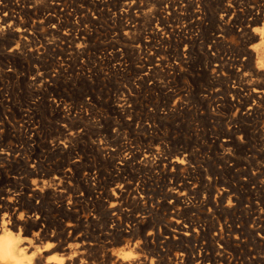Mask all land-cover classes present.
Wrapping results in <instances>:
<instances>
[{
    "label": "rangeland",
    "instance_id": "obj_1",
    "mask_svg": "<svg viewBox=\"0 0 264 264\" xmlns=\"http://www.w3.org/2000/svg\"><path fill=\"white\" fill-rule=\"evenodd\" d=\"M93 1L0 0V220L19 219L11 230L35 244L42 226L65 244L85 232L94 264L217 243L229 245L221 264H257L264 93L253 95L260 58L244 31L261 32L264 0ZM188 222L191 236L177 229Z\"/></svg>",
    "mask_w": 264,
    "mask_h": 264
},
{
    "label": "bare ground",
    "instance_id": "obj_2",
    "mask_svg": "<svg viewBox=\"0 0 264 264\" xmlns=\"http://www.w3.org/2000/svg\"><path fill=\"white\" fill-rule=\"evenodd\" d=\"M95 1V0H94ZM93 1V2H94ZM97 2H99L98 0H96ZM222 1V0H221ZM243 1V0H242ZM159 2V1H158ZM174 2V1H173ZM240 2V1H239ZM98 4V3H97ZM99 4H101V2L99 3ZM212 4V3H211ZM137 5V4H136ZM130 6V5H129ZM73 7V6H72ZM263 8V7H262ZM141 9V8H140ZM220 9V8H219ZM253 9V8H252ZM67 10V9H66ZM174 10V9H173ZM7 11V10H6ZM239 11V10H238ZM250 11H252V10H250ZM62 12V11H61ZM121 12V11H120ZM144 12V11H143ZM65 13V12H64ZM81 13V12H80ZM125 13H127V12H125ZM217 13V12H216ZM250 13V12H249ZM253 13V12H252ZM257 13V12H256ZM256 13H254V14H256ZM108 14V13H107ZM143 14V13H142ZM225 14V13H224ZM227 14V13H226ZM77 15V14H76ZM178 15V14H177ZM216 15V14H215ZM238 15V14H237ZM260 15H261V13H260ZM262 15H263V13H262ZM131 16H132V14H131ZM135 16V15H134ZM144 16V15H143ZM185 16V15H184ZM255 16V18L257 19H264V15L261 17V16H258V15H254ZM78 17V16H77ZM219 17H221V16H219ZM246 17V16H245ZM182 18V17H181ZM214 18H215V16H214ZM254 18V17H253ZM130 19V18H129ZM132 19V18H131ZM134 19V18H133ZM163 19V18H162ZM239 19V18H238ZM242 19V18H241ZM180 20V19H179ZM12 21V20H11ZM10 21V22H11ZM101 21V20H100ZM115 21V20H114ZM156 21V20H155ZM245 21V20H244ZM257 21V20H256ZM64 22V21H63ZM260 22V21H259ZM65 23V22H64ZM258 24H260V23H258ZM262 24V23H261ZM221 25V24H220ZM72 26V25H71ZM217 26H218V24H217ZM234 26V25H233ZM261 26V25H260ZM259 26V27H260ZM200 27V26H199ZM3 28H4V26H3ZM15 28V27H14ZM20 28V27H19ZM221 28V27H220ZM246 28V27H245ZM148 29V28H147ZM221 29H223V28H221ZM249 29V28H248ZM230 30V29H229ZM228 30V31H229ZM243 30V29H242ZM4 32V31H3ZM74 32V31H73ZM127 32V31H126ZM245 32V34H247L248 35V37L249 38H251V39H254V43H256L255 44V46H256V48H254V49H252L253 51H252V53H250V56L251 57H253L254 55H255V53H256V55H258V58H260V60L258 61L259 62V64L257 65V67H256V69L254 70V71H256V74H257V76L258 77H256L255 78V80H253L252 81V83L255 85V87H253L254 88V92H253V95H258L259 97L260 96H262V94L264 93V86L262 85L263 83H261V80H260V74L262 73V69H263V67H264V63L262 64L261 62L264 60V25H262L261 26V32H258V31H256L255 29H253L252 31H250V33H248V32H246V31H244ZM190 33V32H189ZM262 33V34H261ZM223 34V33H222ZM66 35V34H65ZM245 36V35H244ZM79 37V36H78ZM158 37V36H157ZM213 37V36H212ZM245 37H247V36H245ZM63 38V37H62ZM68 40H69V38H68ZM132 40V39H131ZM198 42V41H197ZM167 43V42H166ZM84 44V43H83ZM239 44V43H238ZM130 45V44H129ZM219 45V44H218ZM254 45V44H253ZM182 47V46H181ZM251 47V46H250ZM78 48V47H77ZM127 48V47H126ZM136 49V48H135ZM213 49V48H212ZM170 50V49H169ZM202 52V51H201ZM119 53V52H118ZM145 54V53H144ZM189 54V53H188ZM193 57V56H192ZM176 58V57H175ZM217 59V58H216ZM219 59V58H218ZM225 60V59H224ZM214 62V61H213ZM249 62V61H248ZM257 62V61H256ZM218 63V62H217ZM221 65H222V62L220 63ZM219 64V65H220ZM257 64V63H256ZM153 65V64H152ZM154 68V67H153ZM205 68V67H204ZM95 69V68H94ZM207 69V68H206ZM248 69V68H247ZM198 70V69H197ZM95 71V70H94ZM238 71V70H237ZM240 72V71H239ZM246 72V71H245ZM251 73V72H250ZM39 74V73H38ZM211 74V73H210ZM242 74V73H241ZM255 74V73H254ZM253 74V75H254ZM173 75V74H172ZM208 75V74H207ZM244 75V74H243ZM262 75V74H261ZM39 76V75H38ZM145 77V76H144ZM195 77V76H194ZM255 77V76H254ZM39 78V77H38ZM263 78H264V76H263ZM262 77H261V79H263ZM241 79H242V77H241ZM245 79V78H244ZM219 80V79H218ZM243 80V79H242ZM246 80V79H245ZM244 81V80H243ZM249 81V80H248ZM263 81H264V79H263ZM38 82V81H37ZM250 83H251V81H250ZM227 84V83H226ZM247 84V83H246ZM252 84V85H253ZM144 85V84H143ZM251 85V84H250ZM249 85V86H250ZM243 87V86H242ZM177 89V88H176ZM184 89V88H183ZM236 90V89H235ZM234 90V91H235ZM252 91V90H251ZM244 92V91H243ZM191 93V92H190ZM58 96V95H57ZM95 96V95H94ZM231 96V95H230ZM249 96V95H248ZM244 97V96H243ZM226 98V97H225ZM263 98V97H262ZM85 102V101H84ZM97 102V101H96ZM125 102V101H124ZM207 102V101H206ZM264 103V102H263ZM63 104V103H62ZM117 105V104H116ZM256 105V104H255ZM254 105V106H255ZM123 106H125V105H123ZM127 106V105H126ZM227 106V105H226ZM73 107V106H72ZM215 107V106H214ZM250 108L252 109V106H250ZM75 109V108H74ZM93 109V108H92ZM115 109V108H114ZM254 109V108H253ZM259 109V108H258ZM91 110V109H90ZM250 110V109H249ZM253 112V111H252ZM63 114V113H62ZM93 114V113H92ZM250 114V113H249ZM263 114V113H262ZM37 116V115H36ZM31 117V116H30ZM134 117V116H133ZM246 117V116H245ZM205 118V117H204ZM225 118V117H224ZM210 119V118H209ZM223 119V118H222ZM165 120V119H164ZM142 121V120H141ZM244 122V121H243ZM127 123V122H126ZM134 123V122H133ZM133 126V125H132ZM141 126V125H140ZM24 127V126H23ZM65 128V127H64ZM257 128V127H256ZM71 129V128H70ZM148 129V128H147ZM261 132V131H260ZM112 133V132H111ZM158 135V134H157ZM253 135V134H252ZM106 136V135H105ZM15 137V136H14ZM67 137V136H66ZM126 137V136H125ZM142 137V136H141ZM258 137V136H257ZM7 138V137H6ZM65 138V137H64ZM115 138V137H114ZM229 138V137H228ZM107 139V138H106ZM157 139V138H156ZM224 139V138H223ZM253 139V138H252ZM216 140V139H215ZM227 140H229V139H227ZM2 141V140H1ZM167 141V140H166ZM237 141V140H236ZM253 142V141H252ZM153 143V142H152ZM29 144V143H28ZM252 146V145H251ZM113 147V146H112ZM144 147V146H143ZM14 148V147H13ZM74 148V147H73ZM135 148V147H134ZM140 148V147H139ZM162 148V147H161ZM213 148V147H212ZM231 148V147H230ZM110 150V149H109ZM170 150V149H169ZM209 150V149H208ZM31 151V150H30ZM83 151V150H82ZM186 151V150H185ZM22 152V151H21ZM98 152V151H97ZM146 152V151H145ZM144 152V153H145ZM204 152V151H203ZM261 152V151H260ZM20 153V152H19ZM117 153V152H116ZM149 153V152H148ZM153 153V152H152ZM152 153H150V154H152ZM185 153V152H184ZM252 153V152H251ZM73 154V153H72ZM213 154V153H212ZM249 154V153H248ZM154 155V154H153ZM144 157L143 158H145V155H143ZM37 157V156H36ZM140 157V156H139ZM151 157H153V156H151ZM151 157H149L150 159H151ZM162 157H165L164 155L162 156ZM167 157V156H166ZM169 158V157H168ZM63 159V158H62ZM99 159V158H98ZM109 159V158H108ZM164 159V158H163ZM162 159V160H163ZM166 159V158H165ZM250 159V158H249ZM143 160V159H142ZM159 160V159H158ZM172 160V159H171ZM199 160V159H198ZM219 160V159H218ZM65 161V160H64ZM68 161V160H67ZM132 161V160H131ZM140 161H141V159H140ZM160 161V160H159ZM174 161L175 162H179V157H178V159L176 158V160L174 159ZM143 162V161H142ZM149 162H152V161H149ZM169 162H170V160H169ZM172 162H173V160H172ZM188 162V161H187ZM14 163H16V162H14ZM33 163V162H32ZM141 163V162H140ZM171 163V162H170ZM169 163V164H170ZM180 163V162H179ZM18 164V163H17ZM157 164V163H156ZM164 164V163H163ZM174 164V163H173ZM172 164V165H173ZM177 164V163H176ZM181 164V163H180ZM192 164V163H191ZM62 165V164H61ZM115 165H116V163H115ZM132 165V164H131ZM147 165H148V163H147ZM175 165V164H174ZM179 165V164H178ZM206 165V164H205ZM259 165V164H258ZM26 166V165H25ZM101 166V165H100ZM152 166H154V165H152ZM159 166V165H158ZM108 167V166H107ZM122 167H123V165H122ZM136 167V166H135ZM191 167V166H190ZM28 168V167H27ZM40 168V167H39ZM152 168V167H151ZM154 168V167H153ZM234 169V168H233ZM15 170V169H14ZM89 170V169H88ZM92 170V169H91ZM134 170V169H133ZM221 170V169H220ZM99 171V170H98ZM123 171V170H122ZM192 171V170H191ZM36 172V171H35ZM34 171L32 172V173H35ZM41 172V171H40ZM49 172V171H48ZM147 172V171H146ZM178 172V171H177ZM19 173V172H18ZM24 173V172H23ZM31 173V172H30ZM37 173V172H36ZM150 173V172H149ZM180 173V172H179ZM6 174V173H5ZM4 174V175H5ZM261 174V173H260ZM67 175V174H66ZM196 175V174H195ZM215 175V174H214ZM223 175V174H222ZM43 176V175H42ZM51 176V175H50ZM65 176V175H64ZM169 176V175H168ZM176 176V175H175ZM67 177V176H66ZM177 178V177H176ZM91 179V178H90ZM184 179V178H183ZM229 179V178H228ZM10 180V179H9ZM57 180V179H56ZM74 180V179H73ZM99 180V179H98ZM227 180V179H226ZM49 181V180H48ZM184 181H186V179H184ZM188 181V180H187ZM190 181V180H189ZM228 181V180H227ZM63 182V181H62ZM61 182V183H62ZM105 182V181H104ZM242 182V181H241ZM249 182V181H248ZM257 182V181H256ZM58 183V182H57ZM111 183V182H110ZM140 183V182H139ZM176 183V182H175ZM253 183V182H252ZM64 183H62L61 185H63ZM106 184V183H105ZM129 184V183H128ZM127 184V185H128ZM177 184V183H176ZM176 184H174V186L176 185ZM228 184V183H227ZM158 185V184H157ZM178 185V184H177ZM229 185V184H228ZM95 187V186H94ZM123 187V186H122ZM125 187V186H124ZM123 187V188H124ZM128 187V186H127ZM187 187V182H182V183H180L179 184V186H178V188L176 189V191H180V190H184L185 188ZM189 187V186H188ZM236 187V186H235ZM112 188V187H111ZM139 188V187H138ZM204 188V187H203ZM261 188V187H260ZM20 189V188H19ZM60 189H65V188H60ZM125 189V188H124ZM173 189V188H172ZM171 189V190H172ZM22 190V189H21ZM87 190H89L88 188H87ZM114 191H115V189H113ZM126 190V189H125ZM248 190H250V189H248ZM261 190V189H260ZM61 191V190H60ZM64 191V190H63ZM110 191V190H109ZM121 191V190H120ZM135 191V190H134ZM153 191V190H152ZM174 191V190H173ZM195 191V190H194ZM40 192V191H39ZM78 192V191H77ZM108 192V191H107ZM118 193H112L111 194V197L110 196H108L107 194V196L108 197H110V198H113V200L115 201V203H119L120 201H121V198H123V197H121V194L122 193H120L119 191H117ZM158 192V191H157ZM196 192V191H195ZM254 192V191H253ZM7 193V192H6ZM41 193H42V191H41ZM53 193V192H52ZM56 193V192H55ZM109 193V192H108ZM126 193V192H125ZM159 193V192H158ZM177 193V192H176ZM197 193V192H196ZM195 193V194H196ZM92 194V193H91ZM174 195H175V193H173ZM200 194V193H199ZM206 194V193H205ZM36 195V194H35ZM57 195V194H56ZM63 195V194H62ZM124 195V194H123ZM122 195V196H123ZM132 195V194H131ZM247 195V194H246ZM133 196V195H132ZM139 196V195H138ZM137 196V197H138ZM184 196V195H183ZM241 196V195H240ZM11 197V196H10ZM131 197V196H130ZM143 197V196H142ZM126 198V197H125ZM251 198V197H250ZM39 199V198H38ZM86 199V198H85ZM99 199V198H98ZM3 200V199H2ZM123 200L124 199H122V202H123ZM134 200V199H133ZM208 200V199H207ZM213 200V199H212ZM236 200V199H235ZM4 201V200H3ZM22 201V200H21ZM29 201V200H28ZM107 201V200H106ZM2 202V201H1ZM0 202V203H1ZM35 202V201H34ZM75 202V201H74ZM88 202H89V200H88ZM100 202V201H99ZM109 202H111V201H109ZM127 202V201H126ZM208 202V201H207ZM224 202V201H223ZM248 202V201H247ZM6 203V202H5ZM45 203V202H44ZM95 203V202H94ZM156 203V202H155ZM188 203V202H187ZM9 204V203H8ZM8 204H6V205H4V206H1V210H7V208L10 206V204L8 205ZM19 204V203H18ZM28 204V203H27ZM34 204V203H33ZM90 203H88V205H89ZM123 204V203H122ZM1 205V204H0ZM38 205V204H37ZM47 205V204H46ZM49 205V204H48ZM105 205V204H104ZM124 205V204H123ZM130 205V204H129ZM150 205V204H149ZM264 205V204H263ZM16 206V205H15ZM106 206V205H105ZM193 206V205H192ZM214 206V205H213ZM39 207V206H38ZM47 207V206H46ZM52 207V206H51ZM80 207V206H79ZM93 207V206H92ZM215 207V206H214ZM11 208V207H10ZM13 208V207H12ZM18 208V207H17ZM42 208V207H41ZM45 208V207H44ZM97 208V207H96ZM99 208V207H98ZM104 208V207H103ZM118 208V207H117ZM120 208V207H119ZM122 208V207H121ZM120 208V209H121ZM124 208V207H123ZM223 208V207H222ZM255 208V207H254ZM68 209V208H67ZM102 209V208H101ZM124 209H126V208H124ZM130 209V208H129ZM217 209V208H216ZM33 210V209H32ZM47 210H49V209H47ZM63 210V209H62ZM98 211H99V209H97ZM96 210V211H97ZM111 210H113V209H111ZM138 210V209H137ZM155 210V209H154ZM185 210V209H184ZM12 211V210H11ZM34 211H35V209H34ZM97 211V212H98ZM104 211V210H103ZM122 211V210H121ZM126 211V210H125ZM2 212V211H1ZM49 212H52V211H49ZM114 212H115V209H114ZM124 212V211H123ZM129 212V211H128ZM132 212V211H131ZM186 212V211H185ZM255 212V211H254ZM4 214H5V211L3 212ZM2 213V214H3ZM7 213H8V211H7ZM35 213V212H34ZM34 213H32V214H34ZM37 213V212H36ZM106 213V212H105ZM126 213V212H125ZM183 213V212H182ZM261 213V212H260ZM1 214V215H2ZM10 214V213H9ZM30 214V213H29ZM39 214V213H38ZM71 214V213H70ZM97 214H102V213H97ZM128 213H126V215H127ZM162 214V213H161ZM15 215V214H14ZM47 215V214H46ZM67 215H68V213H67ZM72 215V214H71ZM70 215V216H71ZM131 215V214H130ZM230 215V214H229ZM43 216H45V215H43ZM49 216V215H48ZM95 216V215H94ZM98 216V215H97ZM110 216V215H109ZM113 215H111V217H112ZM134 216V215H133ZM191 216V215H190ZM257 216V215H256ZM2 217V216H1ZM35 217H37V216H35ZM65 217V216H64ZM77 217V216H76ZM75 217V218H76ZM100 217V216H99ZM116 217H117V215H116ZM130 217V216H129ZM221 217V216H220ZM235 217V216H234ZM260 217V216H259ZM34 218V217H33ZM47 218V217H46ZM179 218H181V217H179ZM207 218V217H206ZM3 220L1 221L0 220V264H94V261H96V259L93 261L92 260V258L95 256V254L93 253V254H91V250H92V248H93V245H94V242L91 240V238L84 232V233H73L72 235L70 234V237H73L74 238V241L73 242H69V243H67L66 242V244L65 243H62V242H60L62 239H64V238H62L61 239V235H58V234H56V232L55 233H53L52 231L51 232H49L50 230H48L49 228H48V226L46 227V229L45 228H43V226L42 227H40V228H38L39 229V231L38 232H44V234H45V236L44 237H46V242H44V244L43 243H41V245H40V243L39 244H35V239L36 238H38L36 235H34L33 233V235L34 236H32V237H27V238H24L25 236H27V235H25V236H22V235H19V233L17 232V233H14L11 229V227H10V225L11 226H13V225H15V224H17L18 222H20L19 221V219L17 220H14V221H12L11 220V218L9 219V220H7L6 219V217L5 218H2ZM35 219V218H34ZM44 219H45V217H44ZM93 219V218H92ZM102 219H103V217H102ZM101 219V220H102ZM112 219V218H111ZM115 219V218H114ZM185 219V218H184ZM183 219V220H184ZM190 219V218H189ZM226 219V218H225ZM48 220V219H47ZM57 220V219H56ZM94 220V219H93ZM95 220H98V219H95ZM118 220V219H117ZM187 220V219H186ZM199 220V219H198ZM76 221V220H75ZM90 221H91V219H90ZM99 221V220H98ZM105 221V220H104ZM104 221H102V223L104 222ZM42 222V221H41ZM43 222H45V220L43 221ZM61 222H64V221H61ZM79 222H82V221H79ZM95 222V221H94ZM117 222V221H116ZM115 222V223H116ZM119 222V221H118ZM129 222V221H128ZM154 222V221H153ZM191 222V221H190ZM232 222V221H231ZM28 223V222H27ZM27 223H26V225H27ZM60 223V222H59ZM58 223V224H59ZM90 223V222H89ZM112 223V222H111ZM135 223V222H134ZM172 223V222H171ZM181 223V222H180ZM200 223V222H199ZM256 223H258V221H256ZM259 223H261V222H259ZM25 224V223H24ZM34 224H39V226H40V223H39V221L37 220V219H35V223ZM44 224V223H43ZM131 224V223H130ZM149 224V223H148ZM207 224V223H206ZM263 224V223H262ZM104 225V224H103ZM107 225V224H106ZM138 225H139V223H138ZM195 225V224H194ZM194 225H192V224H190L189 222L188 223H185V224H183V225H180L179 223H178V225H177V229H179L180 231H181V233L182 234H184V235H186V236H188V235H190L191 236V232L193 231V229H192V231H191V226H194ZM27 226H29V225H27ZM31 226V225H30ZM38 226V225H37ZM38 226V227H39ZM51 226V225H50ZM61 226V225H60ZM101 226V225H100ZM114 226H115V224H114ZM127 226V225H126ZM137 226V225H136ZM136 226L134 227V226H132V227H134V228H136ZM172 226V225H171ZM196 226V225H195ZM225 226V225H224ZM16 227V226H15ZM26 227V226H25ZM35 227V226H34ZM45 227V226H44ZM77 227V226H76ZM102 227V226H101ZM100 227V228H101ZM105 227V226H104ZM118 227V226H117ZM124 227V226H123ZM122 227V228H123ZM129 227V226H128ZM140 227V226H139ZM138 227V228H139ZM259 229L261 230V232H263V234H264V225H260L259 224ZM22 228V227H21ZM23 228H24V226H23ZM32 229H33V226L31 227ZM48 228V229H47ZM73 228H74V226H73ZM90 227H88V229H89ZM114 228V227H113ZM131 228V227H130ZM169 228V227H168ZM175 228V227H174ZM173 228V229H174ZM193 228V227H192ZM202 228V227H201ZM14 229V228H13ZM54 229V228H53ZM61 229V228H60ZM98 229V228H97ZM204 229V228H203ZM239 229V228H238ZM20 230V229H19ZM25 230V229H24ZM35 230H37V229H35ZM52 230V229H51ZM54 230H56V229H54ZM91 230V229H90ZM90 230H89V232H90ZM112 230V229H111ZM115 230V229H114ZM113 230V231H114ZM129 230V229H128ZM131 230V229H130ZM132 230H133V228H132ZM170 230V229H169ZM26 231V230H25ZM59 231V230H58ZM57 231V232H58ZM104 231V230H103ZM206 231H207V229H206ZM22 232H24V231H22ZM27 232H28V230H27ZM29 232H30V230H29ZM32 232V231H31ZM60 232V231H59ZM107 232V231H106ZM105 232V233H106ZM112 232V231H111ZM118 232V231H117ZM132 232V231H131ZM26 233V232H25ZM36 233V232H35ZM64 233V232H63ZM66 233V232H65ZM91 233V232H90ZM134 233V232H133ZM178 233V232H177ZM194 233V232H193ZM204 233H206V232H204ZM208 233V232H207ZM207 233H206V235H207ZM242 233V232H241ZM32 234H30V235H32ZM37 234V233H36ZM62 234V233H61ZM97 234V233H96ZM115 234H116V232H115ZM120 234V233H119ZM121 234H123V232L121 233ZM170 234V233H169ZM173 234V233H172ZM216 234V233H215ZM261 234V233H260ZM30 235H28V236H30ZM42 235V234H41ZM40 235V236H41ZM66 235V234H65ZM100 235V234H99ZM104 235V234H103ZM109 235V234H108ZM113 235V234H112ZM112 235H110L111 237H112ZM126 235V234H125ZM204 235V234H203ZM205 235V236H206ZM21 236L23 237V238H21ZM43 236V235H42ZM98 236V235H97ZM105 236V235H104ZM109 236V237H110ZM135 236V235H134ZM166 236V235H165ZM175 236V235H174ZM178 236V235H177ZM189 236V237H190ZM194 236V235H193ZM193 236L191 237V238H193ZM204 236V237H205ZM211 236V235H210ZM250 236V235H249ZM113 237H114V235H113ZM117 237H118V235H117ZM203 237V238H204ZM207 237H209V236H207ZM213 237V236H212ZM218 237H219V235H218ZM264 237V236H263ZM65 238H66V236H65ZM93 238H94V236H93ZM39 239L41 240V238L39 237ZM70 239V238H69ZM72 239V238H71ZM97 239V238H96ZM95 239V240H96ZM110 239V238H109ZM108 239V240H109ZM166 239V238H165ZM171 239V238H170ZM187 239V238H186ZM215 239V238H214ZM218 239V238H217ZM39 240V241H40ZM45 240V239H44ZM43 240V241H44ZM107 240V239H106ZM107 240V241H108ZM115 240V239H114ZM201 239H199V241H200ZM203 240V239H202ZM205 240V239H204ZM207 240V239H206ZM209 240V239H208ZM216 240V239H215ZM223 240V239H222ZM233 240V239H232ZM64 241V240H63ZM72 241V240H71ZM157 241V240H156ZM170 241V240H169ZM177 241V240H176ZM181 241V240H180ZM196 241V240H195ZM221 241V240H220ZM9 242H11L10 243V246H9ZM38 242V241H37ZM102 242V241H101ZM201 242V241H200ZM205 242V241H204ZM215 242V241H214ZM226 242V241H225ZM227 242H229V241H227ZM111 243V242H110ZM171 243V242H170ZM197 243H198V241H197ZM220 243V242H219ZM259 243V242H258ZM194 244V243H193ZM227 244V243H226ZM226 244H224V245H226ZM229 244H231V243H229ZM111 245V244H110ZM109 245V246H110ZM224 245H223V243L221 244H218L217 243V245H210V244H208V245H204L206 248L205 249H202V248H200V249H198L197 251H196V249H195V252L192 254V255H190L188 252H180L181 253V255L179 254H173L172 253V251H171V249L170 248H167V249H163L162 247H160V248H162V249H158V250H156V248H155V252L154 253H152V251H151V255H152V261H151V264H188L187 262H189V264L190 263H192V264H221V263H223V261H224V254H225V247H224ZM97 246H99V245H97ZM105 246V245H104ZM173 246V245H172ZM196 246H198V245H196ZM227 246V245H226ZM229 246V245H228ZM228 246L226 247V248H228ZM53 247H55V249L56 248H61V249H63L64 250V253L61 255V257L60 258H54L53 256H55V255H49V256H47V255H45L46 253H44V251H46V250H49V249H52ZM164 247V246H163ZM177 247V246H176ZM182 247V246H181ZM181 247H179V248H181ZM188 247V246H187ZM150 248V247H149ZM158 248V247H157ZM165 248V247H164ZM178 248V249H179ZM185 248V247H184ZM189 248V247H188ZM54 249V250H55ZM232 249H234V248H232ZM238 249V248H237ZM60 250V249H59ZM57 251L56 252V254L59 252L60 254H61V252L60 251ZM114 250V249H113ZM182 250V249H181ZM189 250V249H188ZM52 252H53V249L51 250ZM56 251V250H55ZM95 251H97V249H95ZM111 251V250H110ZM109 251V252H110ZM50 252V251H49ZM48 252V253H49ZM51 252V253H52ZM98 252V251H97ZM97 252H95L96 254H97ZM101 252V251H100ZM149 252V251H148ZM58 253V254H59ZM111 253V252H110ZM150 253V252H149ZM237 253H239V252H237ZM58 254L56 255L57 257H58ZM59 254V255H60ZM107 254V253H106ZM148 254V253H147ZM154 254V255H153ZM100 255V254H99ZM110 254H108V256H109ZM237 255V254H236ZM248 255V254H247ZM262 255V254H261ZM93 256V257H92ZM98 256V255H97ZM96 256V257H97ZM104 256V255H103ZM99 257H101V256H99ZM99 257H97V258H99ZM257 257H259V256H257ZM109 258V257H108ZM149 258H151V256L149 257ZM226 258V257H225ZM261 258V257H260ZM94 259V258H93ZM105 259H106V257H105ZM104 259V260H105ZM257 259V258H256ZM151 260V259H150ZM255 260V259H254ZM99 261V260H98ZM107 261V260H106ZM109 261V260H108ZM107 261V262H108ZM251 261V260H250ZM106 262V263H107ZM110 262H111V260H110ZM109 262V263H110ZM259 262V261H258ZM258 262H257V264H258ZM98 264H101V263H99V262H97ZM103 263V262H102ZM104 263H105V261H104ZM105 263V264H106ZM144 263V262H143ZM254 263V262H253ZM260 264H264V258H262V259H260V262H259ZM111 264V263H110ZM117 264H129V263H126V262H124L123 260L121 261V262H118ZM144 264H146V263H144ZM147 264H149V263H147Z\"/></svg>",
    "mask_w": 264,
    "mask_h": 264
},
{
    "label": "snow or ice",
    "instance_id": "obj_3",
    "mask_svg": "<svg viewBox=\"0 0 264 264\" xmlns=\"http://www.w3.org/2000/svg\"><path fill=\"white\" fill-rule=\"evenodd\" d=\"M10 243H11V242H9V246H10Z\"/></svg>",
    "mask_w": 264,
    "mask_h": 264
}]
</instances>
